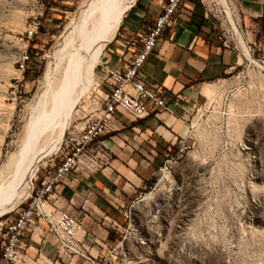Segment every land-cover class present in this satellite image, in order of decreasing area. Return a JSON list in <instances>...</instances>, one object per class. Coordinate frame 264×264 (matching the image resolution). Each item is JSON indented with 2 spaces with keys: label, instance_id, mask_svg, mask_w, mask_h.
Returning a JSON list of instances; mask_svg holds the SVG:
<instances>
[{
  "label": "rangeland",
  "instance_id": "1",
  "mask_svg": "<svg viewBox=\"0 0 264 264\" xmlns=\"http://www.w3.org/2000/svg\"><path fill=\"white\" fill-rule=\"evenodd\" d=\"M86 1L0 0L1 179L11 171L8 156L19 152L39 116L62 95L81 36L80 28L68 24ZM33 20L38 30L27 39L25 28ZM245 45L249 55L241 51L240 63L215 79L191 111L186 150L167 154L152 183L123 210L122 242L109 264H264V49ZM104 47L60 112L62 141L41 160L33 183L75 125L97 111ZM24 50L29 59L19 67Z\"/></svg>",
  "mask_w": 264,
  "mask_h": 264
},
{
  "label": "crops",
  "instance_id": "2",
  "mask_svg": "<svg viewBox=\"0 0 264 264\" xmlns=\"http://www.w3.org/2000/svg\"><path fill=\"white\" fill-rule=\"evenodd\" d=\"M161 3L134 0L105 45L102 59L121 66L140 45V34ZM237 9L243 38L262 47L264 0H237ZM218 27L203 14L199 0H185L174 24L163 29L160 41L142 65L146 80L169 90L168 108L141 118L116 111L111 130L99 137L109 152L108 162L92 171L79 167L58 186L55 203L82 219L84 226L78 237L91 256L99 257L106 247L114 245L121 232L119 217L124 208L120 203L129 204L152 183L156 168L188 133L189 123L183 113L191 112L194 102L206 98L214 80L240 63L241 52L223 42ZM25 240L20 258L8 264H93L80 255L58 257L54 238L41 222L25 232ZM37 250L43 253L39 257Z\"/></svg>",
  "mask_w": 264,
  "mask_h": 264
},
{
  "label": "built area",
  "instance_id": "3",
  "mask_svg": "<svg viewBox=\"0 0 264 264\" xmlns=\"http://www.w3.org/2000/svg\"><path fill=\"white\" fill-rule=\"evenodd\" d=\"M199 2L203 14L217 22L223 42L226 45L231 43L240 51L234 38L231 14L227 11V7H230L239 25L237 0ZM184 3L185 0H162L160 10L140 34V45L133 49L121 66H113L107 59H101L98 64L100 75L97 82L99 90L97 111L78 126L75 125L74 132L65 139L56 155L57 158L43 168V173L39 174L37 181L33 183L27 198L19 202L12 212L0 218V264H8L20 258L21 248L26 244L25 232L40 222L45 225V230L52 234L58 257L80 255L93 264L110 263L114 256L113 249L121 244L122 238L118 237L114 245L106 247L99 257L91 256L84 242L78 237L84 226L83 221L69 209L57 206L55 203L57 188L67 180L68 174L77 168L92 171L108 162L109 152L103 148L99 137L111 130L116 111H123L133 118H141L150 112L156 113L160 109L168 108L169 90L158 82L146 80L142 65L147 55L160 41L163 29L174 24L175 15ZM37 30L38 20H33L25 28L26 38L31 37ZM230 37L233 43L230 42ZM246 43L249 47L252 44ZM255 44L256 42H253V45ZM261 46L264 49V43ZM28 56L24 50L19 67H23ZM198 104L194 102L192 108ZM190 113L187 111L183 113L188 119L189 130L179 139L178 153H182L188 147L187 139L192 126V122L189 121ZM166 160L168 158H165ZM155 172L156 170L154 174ZM133 201L129 204L132 205ZM129 204L120 203V206L125 209ZM37 254L39 257L43 253L37 250Z\"/></svg>",
  "mask_w": 264,
  "mask_h": 264
},
{
  "label": "bare ground",
  "instance_id": "4",
  "mask_svg": "<svg viewBox=\"0 0 264 264\" xmlns=\"http://www.w3.org/2000/svg\"><path fill=\"white\" fill-rule=\"evenodd\" d=\"M127 2L128 0H87L81 5L78 18L68 24H72L74 29L80 28L81 36L61 84L62 95L50 110L39 116L19 152L8 156L7 162L12 166L7 177L0 178V185L3 186L2 192L0 191V216L11 210L24 193H30L33 177L41 160L59 147L64 126L61 129L58 127L57 118L60 112H66V103L71 99L75 86L88 78L98 60L99 52L113 38L122 13L129 7ZM229 8L227 7V11L231 14L237 45H241L240 52L248 56L249 51L241 30ZM207 92H210L209 89Z\"/></svg>",
  "mask_w": 264,
  "mask_h": 264
},
{
  "label": "trees",
  "instance_id": "5",
  "mask_svg": "<svg viewBox=\"0 0 264 264\" xmlns=\"http://www.w3.org/2000/svg\"><path fill=\"white\" fill-rule=\"evenodd\" d=\"M30 38L32 39L33 37L31 36ZM28 59H29V56H28ZM25 75H27V70H25Z\"/></svg>",
  "mask_w": 264,
  "mask_h": 264
}]
</instances>
